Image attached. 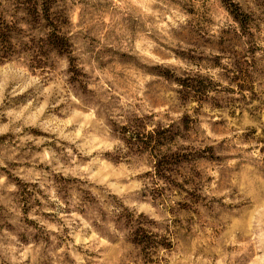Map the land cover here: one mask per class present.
Segmentation results:
<instances>
[{
	"label": "clouds",
	"instance_id": "clouds-1",
	"mask_svg": "<svg viewBox=\"0 0 264 264\" xmlns=\"http://www.w3.org/2000/svg\"><path fill=\"white\" fill-rule=\"evenodd\" d=\"M0 264H264V0H0Z\"/></svg>",
	"mask_w": 264,
	"mask_h": 264
}]
</instances>
